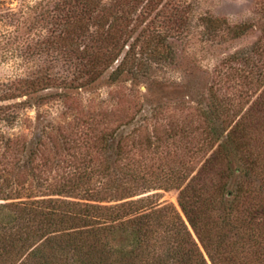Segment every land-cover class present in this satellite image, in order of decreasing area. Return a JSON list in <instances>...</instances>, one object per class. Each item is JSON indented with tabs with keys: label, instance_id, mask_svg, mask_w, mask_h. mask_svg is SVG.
Segmentation results:
<instances>
[{
	"label": "trees",
	"instance_id": "1",
	"mask_svg": "<svg viewBox=\"0 0 264 264\" xmlns=\"http://www.w3.org/2000/svg\"><path fill=\"white\" fill-rule=\"evenodd\" d=\"M143 2L40 0L7 13L29 72L0 88V125L19 124L21 109L37 116L31 136L0 130V264H264L262 45L236 55L247 69L235 93L216 92L196 128L149 132L155 116L86 111L69 93L115 64L110 78L123 74L145 37L125 29ZM152 36L146 55L167 59L166 37ZM56 99L70 117L47 118ZM173 146L183 159L151 162ZM174 190L186 219L158 192Z\"/></svg>",
	"mask_w": 264,
	"mask_h": 264
},
{
	"label": "rangeland",
	"instance_id": "2",
	"mask_svg": "<svg viewBox=\"0 0 264 264\" xmlns=\"http://www.w3.org/2000/svg\"><path fill=\"white\" fill-rule=\"evenodd\" d=\"M38 1L0 0V88L11 81L25 78L29 72L15 50L18 43L14 46V40L9 41L16 27L9 23L7 13L19 12L28 4ZM137 16L138 28L135 21ZM208 19L221 22L220 25L216 24L218 28H212L213 32L209 30ZM241 24H247L249 29L236 37L231 28ZM125 29L128 36L137 37L142 33L145 37L133 48L123 74L115 79L117 81L110 78L118 66L115 64L96 79L92 87L69 92L73 99L82 103L86 111L114 110L119 113L125 111L132 116H155L149 132L156 126L162 130L171 126L176 130L196 128L199 114L212 104L216 92L223 88L220 94L235 93L237 80H242L238 71L243 67L247 69L235 60L236 55L249 53L257 45L264 47V0H154L152 3L145 0L138 7L132 23L126 22ZM155 32H162L168 44L170 55L163 61H152L146 55V44ZM56 72L66 74L61 68H57ZM19 101L5 102L3 105ZM120 101L125 102V107L119 105ZM126 102L133 104L130 106ZM134 104L137 106L134 107ZM43 110L49 111L46 114L49 119L64 114L70 117L72 114L60 99ZM20 113L22 121L19 124L12 129L0 125V130L31 136L37 111L33 108L21 109ZM170 150L171 153H155L149 158L156 166L168 160L183 159L177 147H170ZM158 192L162 194L163 201L173 203L186 219L178 203V191Z\"/></svg>",
	"mask_w": 264,
	"mask_h": 264
}]
</instances>
